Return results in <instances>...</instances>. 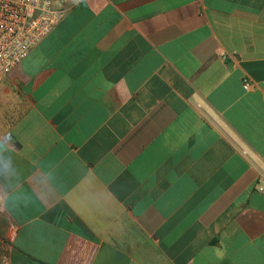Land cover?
Returning a JSON list of instances; mask_svg holds the SVG:
<instances>
[{"label": "crops", "instance_id": "crops-1", "mask_svg": "<svg viewBox=\"0 0 264 264\" xmlns=\"http://www.w3.org/2000/svg\"><path fill=\"white\" fill-rule=\"evenodd\" d=\"M53 1L0 80L10 264H264V0Z\"/></svg>", "mask_w": 264, "mask_h": 264}, {"label": "built area", "instance_id": "built-area-1", "mask_svg": "<svg viewBox=\"0 0 264 264\" xmlns=\"http://www.w3.org/2000/svg\"><path fill=\"white\" fill-rule=\"evenodd\" d=\"M61 14L62 9L53 0H0V80L58 24ZM251 85L247 78L242 80L244 89ZM8 249L7 246L0 264H10Z\"/></svg>", "mask_w": 264, "mask_h": 264}, {"label": "clouds", "instance_id": "clouds-1", "mask_svg": "<svg viewBox=\"0 0 264 264\" xmlns=\"http://www.w3.org/2000/svg\"><path fill=\"white\" fill-rule=\"evenodd\" d=\"M12 141L11 136H5L3 140L0 141V175H3L4 178L9 181V187H11V177L15 170L13 168L11 156L4 155L6 151L4 146L11 144ZM41 179H43V177Z\"/></svg>", "mask_w": 264, "mask_h": 264}, {"label": "rangeland", "instance_id": "rangeland-1", "mask_svg": "<svg viewBox=\"0 0 264 264\" xmlns=\"http://www.w3.org/2000/svg\"><path fill=\"white\" fill-rule=\"evenodd\" d=\"M9 234L7 226L0 216V258L5 253L6 247L9 245Z\"/></svg>", "mask_w": 264, "mask_h": 264}]
</instances>
